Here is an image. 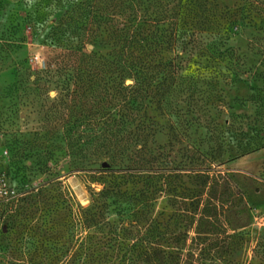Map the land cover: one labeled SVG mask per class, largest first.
Returning a JSON list of instances; mask_svg holds the SVG:
<instances>
[{"label":"trees","instance_id":"trees-1","mask_svg":"<svg viewBox=\"0 0 264 264\" xmlns=\"http://www.w3.org/2000/svg\"><path fill=\"white\" fill-rule=\"evenodd\" d=\"M245 10L264 13V0H85L51 27L43 44L59 53L35 73L33 106L54 86L60 97L47 134L65 145L70 173L101 190L84 207L51 180L2 205L4 234L14 237L4 248L10 260L208 264L201 246L226 181L212 169L217 156L195 151L194 164L189 129L205 114L195 117L203 108L191 104L208 84L201 61H224ZM181 144L187 157L178 162L172 153Z\"/></svg>","mask_w":264,"mask_h":264},{"label":"rangeland","instance_id":"rangeland-1","mask_svg":"<svg viewBox=\"0 0 264 264\" xmlns=\"http://www.w3.org/2000/svg\"><path fill=\"white\" fill-rule=\"evenodd\" d=\"M83 1L0 0V177L20 199L51 180L61 182L84 207L91 193L101 190L87 183L85 173H70L74 165L64 155L65 145L47 134L51 102L60 97L54 86L42 90L40 102L33 106L35 73L59 53L44 45V38ZM222 2L221 7L227 4ZM239 18L224 61H201L199 78L208 84L196 87L191 104L203 108L195 117L205 114L204 121L189 129L194 164H199L195 151L217 156L212 169L226 181L216 190L218 203L211 202L216 209L201 246L208 264H264V13L245 10ZM42 84L47 86L46 80ZM63 119L60 115L53 121ZM166 142V136L159 138V144ZM175 150L172 158L186 160L183 144ZM2 210L0 264H26L4 253L14 237L4 234L9 221ZM159 210L165 217L171 215L166 198L160 200Z\"/></svg>","mask_w":264,"mask_h":264},{"label":"built area","instance_id":"built-area-1","mask_svg":"<svg viewBox=\"0 0 264 264\" xmlns=\"http://www.w3.org/2000/svg\"><path fill=\"white\" fill-rule=\"evenodd\" d=\"M19 199L20 198L15 195V192L8 185L6 178L0 177V207H2V205L16 203Z\"/></svg>","mask_w":264,"mask_h":264}]
</instances>
